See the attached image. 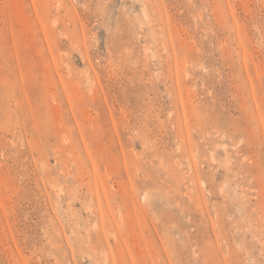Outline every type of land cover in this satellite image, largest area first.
Segmentation results:
<instances>
[{"label":"rangeland","instance_id":"rangeland-1","mask_svg":"<svg viewBox=\"0 0 264 264\" xmlns=\"http://www.w3.org/2000/svg\"><path fill=\"white\" fill-rule=\"evenodd\" d=\"M0 264H264V0H0Z\"/></svg>","mask_w":264,"mask_h":264}]
</instances>
